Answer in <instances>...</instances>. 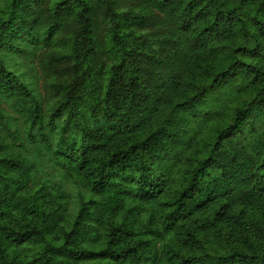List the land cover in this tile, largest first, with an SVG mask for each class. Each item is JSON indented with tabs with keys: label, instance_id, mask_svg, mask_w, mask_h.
I'll return each mask as SVG.
<instances>
[{
	"label": "trees",
	"instance_id": "trees-1",
	"mask_svg": "<svg viewBox=\"0 0 264 264\" xmlns=\"http://www.w3.org/2000/svg\"><path fill=\"white\" fill-rule=\"evenodd\" d=\"M13 241L30 264H264V0H0Z\"/></svg>",
	"mask_w": 264,
	"mask_h": 264
},
{
	"label": "rangeland",
	"instance_id": "rangeland-1",
	"mask_svg": "<svg viewBox=\"0 0 264 264\" xmlns=\"http://www.w3.org/2000/svg\"><path fill=\"white\" fill-rule=\"evenodd\" d=\"M21 69V68H20ZM19 69V71H20ZM25 70H23L22 72H24ZM25 77L29 76L30 74H27L25 73L24 74ZM33 74L31 75V83H34L32 82L33 81ZM23 78V77H22ZM24 79V78H23ZM30 81V80H29ZM35 85L37 86V90L40 92L39 90V86L41 88V85H40V80L37 81L35 80ZM42 89V88H41ZM43 95V94H42ZM21 116V115H20ZM25 117L21 116L20 118L17 117L16 115H13L12 119H14L15 121H12L11 124H12V129H10L12 132H14L13 135L15 136H18V132L16 131V126H21V125H24V120ZM29 119V118H27ZM9 148H11V146L9 145L8 146ZM34 149V148H33ZM49 171H53L54 168L50 169L48 168ZM56 180V178H55ZM84 190V191H83ZM76 191V190H75ZM80 192H84L85 194L87 193V190L85 189H82L80 188L79 190ZM75 193V192H74ZM73 193V194H74ZM138 209H140L138 207ZM69 210V209H68ZM27 251L25 250V248L23 247V244H18L17 242L15 243L13 241L12 242H9L8 244L4 245V246H0V262H4V260H9L11 264H16V262L20 259V258H23L26 262L25 264H30L31 262H34V259L35 258H32V257H28L27 255Z\"/></svg>",
	"mask_w": 264,
	"mask_h": 264
}]
</instances>
